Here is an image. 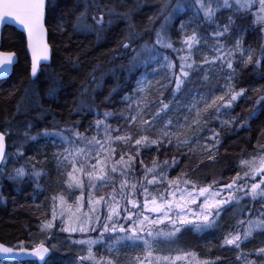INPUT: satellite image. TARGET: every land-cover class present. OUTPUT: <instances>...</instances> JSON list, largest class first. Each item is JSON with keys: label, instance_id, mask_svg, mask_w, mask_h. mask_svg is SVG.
I'll list each match as a JSON object with an SVG mask.
<instances>
[{"label": "rangeland", "instance_id": "rangeland-1", "mask_svg": "<svg viewBox=\"0 0 264 264\" xmlns=\"http://www.w3.org/2000/svg\"><path fill=\"white\" fill-rule=\"evenodd\" d=\"M183 11L189 15L177 22L180 35L170 41L169 25ZM164 12L155 43L171 51L141 73L133 92L124 96L114 121L118 129L94 137L54 134L69 171L67 192L52 210L58 218L47 225L61 224L74 238L83 255L73 264H207L189 243L240 244L264 232V146L235 151L231 175L224 177L218 173L204 180L185 163L184 176L177 168L168 177L169 162L159 172H147V164L142 175L134 171L142 144L166 138L193 150L199 161L214 152L211 125L227 131L238 125L231 111L234 66L247 64L256 53L244 39L248 25L262 28L264 0H168ZM245 199L254 205L242 207ZM232 205L238 211L235 227L220 231V215ZM184 234L192 241H183Z\"/></svg>", "mask_w": 264, "mask_h": 264}, {"label": "trees", "instance_id": "trees-1", "mask_svg": "<svg viewBox=\"0 0 264 264\" xmlns=\"http://www.w3.org/2000/svg\"><path fill=\"white\" fill-rule=\"evenodd\" d=\"M167 1L47 0L45 23L52 57L34 79L29 75L23 34L11 26L3 28L1 48L16 53L18 60L12 73L0 80V131L7 143L0 165L1 242L15 248L47 245L51 255L44 264H73L83 255L61 224L47 225L58 218L52 210L57 198L67 192L69 171V163L60 160L62 146L53 141L54 134L75 132L94 137L99 131L106 134L118 129L114 121L124 107V96L133 92L141 73L150 71L166 51H171L155 43V30ZM188 15L183 11L171 22L170 41L177 35V22ZM226 19L224 14L222 20ZM258 24L262 28L246 26L249 32L244 39L256 50L255 55L247 64L234 66L236 101L231 111L237 115L238 125L231 132L213 126L214 152L199 159L200 163L193 150L173 145L166 138L159 144H142L134 154L137 175H142L146 164L147 172L150 168L159 172L169 162L165 171L170 178L184 163L200 178L207 180L218 173L224 177L231 175L235 151L254 152L264 146V21ZM200 27L203 29V23ZM220 111L224 112L214 110ZM180 174L185 175L181 170ZM241 204L245 208L254 205L246 199ZM236 209L232 205L223 210L216 228L233 230ZM190 236L184 234L183 241H192ZM192 242L189 245L205 256L207 264H264V232L240 244L218 239L206 244Z\"/></svg>", "mask_w": 264, "mask_h": 264}, {"label": "water", "instance_id": "water-1", "mask_svg": "<svg viewBox=\"0 0 264 264\" xmlns=\"http://www.w3.org/2000/svg\"><path fill=\"white\" fill-rule=\"evenodd\" d=\"M46 7L47 0H0V80L12 73L18 60L16 53L1 48L5 26L15 28L24 36L31 79L38 75L42 65L50 63L52 48L45 23ZM6 146V136L0 131V165ZM50 254V248L45 244L33 248H15L0 241V261H36L37 264H44Z\"/></svg>", "mask_w": 264, "mask_h": 264}, {"label": "bare ground", "instance_id": "bare-ground-1", "mask_svg": "<svg viewBox=\"0 0 264 264\" xmlns=\"http://www.w3.org/2000/svg\"><path fill=\"white\" fill-rule=\"evenodd\" d=\"M162 18H163V15H162V17L160 18V20H159V22L157 23V27H156V30H157V28L159 27V25H160V22H161V20H162ZM48 30V29H47ZM156 30H155V33H156ZM176 32H177V35L176 36H174L175 38H178V36L180 35V31L178 30V29H176ZM247 32H249L248 30H247ZM216 124H214V125H211L212 127L213 126H215ZM227 131V130H226ZM227 132H231V130H228ZM228 175V174H227ZM230 229V228H229ZM12 247V246H11ZM21 248H27V247H21ZM33 248V247H32ZM51 251V250H50ZM51 255V254H50ZM19 262H22V261H19ZM36 262V261H35Z\"/></svg>", "mask_w": 264, "mask_h": 264}, {"label": "flooded vegetation", "instance_id": "flooded-vegetation-1", "mask_svg": "<svg viewBox=\"0 0 264 264\" xmlns=\"http://www.w3.org/2000/svg\"><path fill=\"white\" fill-rule=\"evenodd\" d=\"M228 243H231V240L227 241Z\"/></svg>", "mask_w": 264, "mask_h": 264}]
</instances>
